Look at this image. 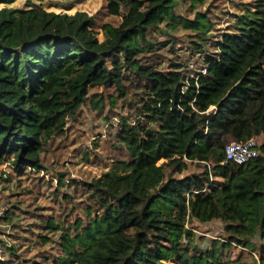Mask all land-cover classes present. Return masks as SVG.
<instances>
[{"label": "trees", "instance_id": "1", "mask_svg": "<svg viewBox=\"0 0 264 264\" xmlns=\"http://www.w3.org/2000/svg\"><path fill=\"white\" fill-rule=\"evenodd\" d=\"M172 1L105 0V20L81 10L0 8V159L17 170L39 166L45 140L91 96L104 109L105 90L136 112L117 130L121 156L83 183L81 215L71 229L58 226L56 264H248L232 244L264 264V140L244 162L226 156L231 141L264 135V0L236 15L212 53L214 17L178 19L191 30L181 56L176 36L154 39ZM197 54L204 69L184 71L182 57ZM178 152L181 159L168 157ZM194 162L203 168L185 173ZM214 219L223 233L199 247L194 222Z\"/></svg>", "mask_w": 264, "mask_h": 264}, {"label": "rangeland", "instance_id": "2", "mask_svg": "<svg viewBox=\"0 0 264 264\" xmlns=\"http://www.w3.org/2000/svg\"><path fill=\"white\" fill-rule=\"evenodd\" d=\"M253 1L173 0L171 3L175 4L171 6L170 19L167 18L160 24V31L154 34V39L158 42H170V39L176 36L178 42L174 54L181 56L182 52L188 49L191 30L179 20L186 18L194 21L199 13H205L216 20L206 47L208 53H212L216 51L215 41L220 39L221 33L228 31L236 15L240 14L245 6H253ZM104 3L105 0H15L11 3L0 2V8L40 6L70 14L81 10L97 14L99 19L105 20L107 15L103 12ZM119 19L120 16L113 18L116 21ZM96 28L99 30L98 38L103 40V31L99 27ZM171 44L165 49H170ZM116 57L120 58L121 54L116 52L112 59ZM181 60L186 65L184 71L192 69V74L203 70L205 66L202 54L182 57ZM125 75L132 76L128 72ZM104 93V109L95 108L94 97L91 96L75 117H66L62 130L53 132L45 140L39 166L24 165L21 170H17L12 159H0V207L7 205L6 211L0 216L1 262L56 264L58 261L61 254L58 226L64 225L71 229V221L82 213V199L85 197L83 183L106 173L112 165V159L121 156L116 146L117 130L123 117L128 120H134L136 117V112L115 89L105 90ZM263 140L264 135L259 141ZM168 157L182 158L179 152L169 154ZM202 168L201 164L194 162L185 173ZM48 224L55 227H47ZM194 225L199 235V247L219 238L224 229V223L219 219L208 222L195 221ZM259 241L261 240H255ZM231 249L234 255H243L246 263L260 264L253 261L254 254L249 253L248 249H243L237 244H232ZM256 254L259 258L257 252Z\"/></svg>", "mask_w": 264, "mask_h": 264}, {"label": "built area", "instance_id": "3", "mask_svg": "<svg viewBox=\"0 0 264 264\" xmlns=\"http://www.w3.org/2000/svg\"><path fill=\"white\" fill-rule=\"evenodd\" d=\"M261 139V136L253 137L248 141H238L233 140L231 141L227 147H226V156L227 159H232L236 162H244L247 159L256 156L260 152V145L261 142L259 141ZM7 205L3 204L0 207V216L6 211ZM257 238L253 239L254 241ZM240 246V245H239ZM243 249H247L244 246H241ZM253 254L257 257L256 252H253ZM259 259V258H258Z\"/></svg>", "mask_w": 264, "mask_h": 264}]
</instances>
